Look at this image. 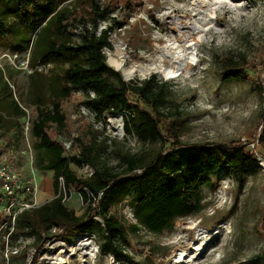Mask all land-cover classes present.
I'll return each instance as SVG.
<instances>
[{
  "label": "trees",
  "instance_id": "1",
  "mask_svg": "<svg viewBox=\"0 0 264 264\" xmlns=\"http://www.w3.org/2000/svg\"><path fill=\"white\" fill-rule=\"evenodd\" d=\"M100 1L0 0V40L14 52L28 51L27 65L34 73L38 66L52 64L50 71L60 67L42 82L47 94L33 86L25 100L21 95V100L13 98L12 88L0 81V133L15 129L20 118L27 119L33 164L38 170L51 171L54 191L51 199L15 217L8 246L20 237L32 238L36 251L58 237L95 233L102 252L127 261L130 256L124 249L130 244L129 233L137 232L138 226L133 223L128 229L110 213L124 199L130 198L139 225L161 233L171 230L178 218L200 212L202 189H215L221 175H232L241 189L246 176L262 170L254 151L243 145L180 142L182 121L175 116L166 120L159 110L168 104L177 106L168 94L167 82L154 75L125 81L107 65L104 49L111 48V31L121 27V22L110 6ZM124 7L131 11L135 5L125 0ZM101 22H105L103 27H99ZM221 63L222 80L250 82L249 62L229 55ZM261 66L264 70V63ZM251 83L262 89V81ZM73 92L84 94V103L96 120L104 113L121 114L124 135L134 136L141 144L163 146L170 142V147L150 157L143 151L116 150V164L110 165L102 159L111 151L107 137L100 138L101 131L85 127L67 149L50 130L65 125L62 101ZM257 140L264 153V121ZM85 164L92 169L89 176L72 168ZM74 192L87 202L79 215L63 201ZM0 247H4V238H0ZM32 259L33 254L28 264Z\"/></svg>",
  "mask_w": 264,
  "mask_h": 264
},
{
  "label": "rangeland",
  "instance_id": "2",
  "mask_svg": "<svg viewBox=\"0 0 264 264\" xmlns=\"http://www.w3.org/2000/svg\"><path fill=\"white\" fill-rule=\"evenodd\" d=\"M128 1L135 5L131 11L125 9V0L100 1L110 6L112 14L121 22V27H115L111 31V48L104 49L106 63L112 69L114 68L107 60L117 43L121 42L124 47L127 65L144 62V56L154 51L155 42H170L174 38L168 25L169 17L167 14L164 16V12L176 16L188 14L187 0ZM222 1L215 11L216 27L206 32L204 40L197 46V61L190 70L170 79L147 73L144 76L135 74L124 80H141L154 75L156 79L166 81L168 94L177 106L168 104L159 110L166 120L175 116L182 121L184 128L179 137L182 144L243 145L245 149L253 150L257 159L260 158L261 172L246 176L241 189L232 175H221L215 189H202L203 208L200 212L178 218L171 230L161 233L150 232L139 225L134 217L130 198L127 197L114 206L110 213L128 229L133 223L138 226L137 232L129 233L130 244L124 249L130 260L115 258L102 252L98 247L100 238L95 233H88L84 235L91 236L98 249L95 259L83 264H174L173 250L180 245V241L193 240L198 229L207 231L210 235L198 264H264V153L258 140L254 148L251 146L258 139L261 123L264 121V70L261 66L264 63V0ZM138 2L141 4L136 5ZM104 24L105 22L99 23V27ZM28 55V51H12L0 40V81L3 79L8 83L16 100L20 95L25 100L31 94L33 86L41 88L47 94L42 82L46 75L54 74L60 68L50 71L52 64H48L45 67L38 66L37 73H34L27 65ZM229 55L236 60L249 62L252 68L248 67L246 70L251 77L250 82L221 79V60ZM252 80L262 81V89L253 88ZM84 101L85 96L81 92H73L64 99L62 111L66 116L65 125L59 129L52 127L50 130L52 137L62 141L65 147L68 144L70 146L72 139L85 127L101 131L100 138L107 137L111 151L103 154L102 159L110 165L116 164V150L130 153L143 151L150 157L157 151L170 147V142L163 146L141 144L134 136L124 135L123 117L121 132L114 133L109 124L116 121L117 114L104 113L102 119L96 120L94 112ZM0 134V154L5 153L12 166L22 174L30 173L33 167L38 202L42 204L51 199L54 196L52 173L38 170L33 164L34 151L27 119L20 118L15 129ZM74 151L77 152L78 149ZM72 168L78 174L88 176L85 166ZM4 202L0 198V212ZM65 203L78 215L86 207L76 192L67 197ZM94 218L103 224L99 216ZM188 219L197 221L196 228H186L184 224ZM0 222L3 223L0 238H4V247H0V264H28L32 254V264H50L47 258L57 254L59 247L54 243L59 237L48 241L36 251L32 238L20 237L6 249V230L10 229V225L5 228L7 219L3 213L0 214ZM81 236H71L64 241L76 243ZM191 247L188 246V249H192ZM69 261L70 264H82L77 256H67V264Z\"/></svg>",
  "mask_w": 264,
  "mask_h": 264
},
{
  "label": "bare ground",
  "instance_id": "3",
  "mask_svg": "<svg viewBox=\"0 0 264 264\" xmlns=\"http://www.w3.org/2000/svg\"><path fill=\"white\" fill-rule=\"evenodd\" d=\"M222 3V0H187L188 14L176 16L164 12V16L167 14L169 17L168 25L174 35L170 42H155L154 51L144 56V62H134L130 65L126 63L127 54L122 43L119 42L110 54L108 64L120 71L125 79L135 74L144 76L147 73H154L166 79L184 74L196 63L195 51L204 40L205 33L216 27L215 11ZM121 120L117 115L116 121L110 122L109 127L114 133L121 132ZM184 225L188 229H194L197 221L188 219ZM198 230L195 231L193 240H182L173 250L174 264L199 263L198 259L205 250L210 235L207 231ZM176 239L178 240L177 237ZM54 244L59 247V250L56 255L47 258L50 264H67V256L79 257L82 264L89 260L93 261L98 249L94 241L85 236L77 238L76 243L57 241ZM190 245L192 249H188Z\"/></svg>",
  "mask_w": 264,
  "mask_h": 264
},
{
  "label": "built area",
  "instance_id": "4",
  "mask_svg": "<svg viewBox=\"0 0 264 264\" xmlns=\"http://www.w3.org/2000/svg\"><path fill=\"white\" fill-rule=\"evenodd\" d=\"M255 144H257V139L251 144L252 148H254ZM66 148H69V144L66 145ZM257 160L260 161V158ZM84 166L88 172L87 175H91L92 169L90 168V166L85 164L82 167ZM30 171L31 172L28 174H22L12 166V164L8 161V157L5 153L0 155V191L2 193L3 199L5 200L2 208L3 210L0 213H3L4 217L7 219V226L5 228H8V226L10 225V229L6 233V249H8L9 247L7 245V237L13 229L15 217L24 210L37 208L41 205L36 198L38 187L36 176L34 174V168L31 167ZM66 199L67 197L64 196L63 201L65 202ZM84 203L87 206V202ZM2 226L3 223L0 222V228ZM83 236L92 239L91 236L82 235L81 237ZM57 241L65 242L63 238H60Z\"/></svg>",
  "mask_w": 264,
  "mask_h": 264
},
{
  "label": "water",
  "instance_id": "5",
  "mask_svg": "<svg viewBox=\"0 0 264 264\" xmlns=\"http://www.w3.org/2000/svg\"><path fill=\"white\" fill-rule=\"evenodd\" d=\"M116 70V69H115ZM122 74V73H121ZM123 75V74H122ZM125 77L123 76V79H124ZM117 115H119L120 116V118L122 119V115L121 114H117Z\"/></svg>",
  "mask_w": 264,
  "mask_h": 264
}]
</instances>
